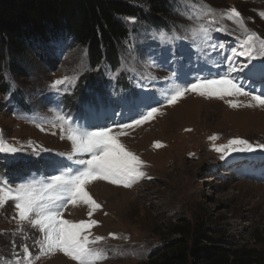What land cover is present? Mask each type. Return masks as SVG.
I'll return each instance as SVG.
<instances>
[{
    "label": "rangeland",
    "instance_id": "rangeland-1",
    "mask_svg": "<svg viewBox=\"0 0 264 264\" xmlns=\"http://www.w3.org/2000/svg\"><path fill=\"white\" fill-rule=\"evenodd\" d=\"M171 1L172 30H151L129 22L137 29L124 45L121 62L114 70L93 67L85 50L59 42L49 46L43 61L29 57L31 67L24 78L4 74L0 137L19 151L0 153V169L9 161L30 162L34 167L28 177L15 179L3 170L0 179L10 185H39L57 169L80 167L75 157L68 159L72 153L66 138L69 126L94 130L92 126L99 124L119 131L118 125L138 118V109L159 108L154 119L125 129L126 134L119 137L126 150L144 162L146 177L130 188L106 181L86 186L102 206L91 217L99 223L90 229L89 237L104 238L94 246L104 253L100 264L162 262L164 246L179 238L191 251L215 247L228 254H264V151L258 148L264 144V107L257 106L250 96L220 100L194 92L186 93L174 105L167 103L170 90L182 86L176 78L180 72L189 81L215 78L223 75L230 63L247 62L245 57L233 61L226 57L233 48L239 50L248 33L264 39V0ZM232 8L242 21L219 15ZM217 27L227 31L217 32ZM232 75L250 92L258 94L264 86L259 79L248 80L244 72ZM65 77L64 85L52 87ZM229 101L240 106L231 108ZM250 103L252 107L245 106ZM58 117H66L67 122ZM213 136L218 139L210 140ZM234 138L247 140L257 150L220 159L212 149ZM157 142L162 146L154 147ZM111 189L116 191L109 192ZM88 211L82 203L69 204L63 218L90 222ZM14 217L16 209L9 201L0 208V264H8L10 258V264H19L25 246L33 257L39 255L35 241L41 233ZM110 233L118 238H110ZM31 264L76 262L56 252L33 258Z\"/></svg>",
    "mask_w": 264,
    "mask_h": 264
},
{
    "label": "snow or ice",
    "instance_id": "snow-or-ice-1",
    "mask_svg": "<svg viewBox=\"0 0 264 264\" xmlns=\"http://www.w3.org/2000/svg\"><path fill=\"white\" fill-rule=\"evenodd\" d=\"M209 12L211 10L209 9ZM235 21H242L241 14L232 8L230 12L219 13ZM264 17V13L261 14ZM217 32H226L227 29L217 27ZM259 41V46H257ZM220 47H223L221 44ZM245 57L246 63L237 65L230 63L223 75L215 78L196 77L189 81L188 76L180 72L176 77L181 81L182 86L170 90L167 103L174 105L186 93L194 92L202 97L224 100L225 97L245 96L251 97L257 106L264 107V86L257 94L245 89L233 77V73L244 72L246 78L251 81L259 79L264 85V39H260L253 33H248L246 38L240 42L239 50L232 49V54L226 57L233 61L235 57ZM259 60V63L253 61ZM67 82V77L56 80L52 85L58 88ZM229 107L237 108L238 103L229 101ZM252 107L250 103L245 105ZM159 108L151 107L150 110H137L138 118L129 123L118 125L119 131H114L109 125H93L94 130H78L69 126L67 139L71 142L72 153L68 159H75L80 167L64 171L57 169L56 174L44 183H20L10 185L6 179H0V208L9 201L13 202L16 209L18 222H27L34 227L41 238L35 241L38 245L39 255L33 257L27 246L24 247V257L19 264H31L32 259H39L40 256L49 253H62L65 257L75 261L76 264H100L105 258L104 253L98 247L104 238L95 237L90 239V229L98 226V221L91 219L94 212L102 206L97 203L86 186L94 181H106L112 185L130 188L146 177L142 170L144 162L131 151L126 150L120 142L119 137L126 134L125 129H134L154 119ZM67 122L66 117H58ZM43 131V128H41ZM190 131V130H189ZM218 137H210L215 141ZM162 145L157 142L154 147ZM264 151V144L258 145ZM213 151L220 154V159L226 160L229 155L242 152H253L257 150L250 142L240 138L228 141L226 145L214 147ZM18 148L7 143L0 137V153L15 154ZM88 206V217L90 222H73L63 218L64 209L71 204ZM110 238L116 239L115 234L110 233Z\"/></svg>",
    "mask_w": 264,
    "mask_h": 264
},
{
    "label": "trees",
    "instance_id": "trees-1",
    "mask_svg": "<svg viewBox=\"0 0 264 264\" xmlns=\"http://www.w3.org/2000/svg\"><path fill=\"white\" fill-rule=\"evenodd\" d=\"M173 14L171 0H0V90L5 92V73L24 78L31 67L29 57L43 61L52 43L85 50L90 65L114 70L121 62L124 45L137 29L129 22L169 32ZM3 167L0 173L5 171L13 179L34 171L30 162L9 161ZM164 247L162 262L147 264H264V254H228L215 247L191 251L180 238Z\"/></svg>",
    "mask_w": 264,
    "mask_h": 264
},
{
    "label": "bare ground",
    "instance_id": "bare-ground-1",
    "mask_svg": "<svg viewBox=\"0 0 264 264\" xmlns=\"http://www.w3.org/2000/svg\"><path fill=\"white\" fill-rule=\"evenodd\" d=\"M237 77V76H236ZM116 190L115 189H111V190H109V192H115ZM108 192V193H109ZM121 198V197H120Z\"/></svg>",
    "mask_w": 264,
    "mask_h": 264
}]
</instances>
